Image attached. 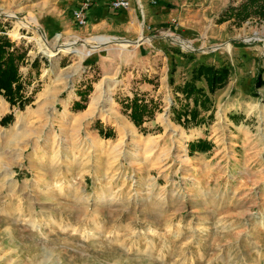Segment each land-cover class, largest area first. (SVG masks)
Listing matches in <instances>:
<instances>
[{
  "label": "rangeland",
  "instance_id": "rangeland-1",
  "mask_svg": "<svg viewBox=\"0 0 264 264\" xmlns=\"http://www.w3.org/2000/svg\"><path fill=\"white\" fill-rule=\"evenodd\" d=\"M84 1L0 0V35L25 54L20 97L0 95V122L14 117L0 123V264H264V87H254L264 18L227 20L245 0H161L172 9L150 3L153 16L136 0L129 33L124 22L92 25L95 8L80 27L73 13ZM36 30L52 51L75 37L132 45L51 58ZM199 65L231 76L215 93L198 82L194 103L178 87ZM86 83L85 109L73 110ZM134 96L154 111L140 128L125 109ZM187 101L198 128L174 116ZM201 130L212 149L190 153Z\"/></svg>",
  "mask_w": 264,
  "mask_h": 264
},
{
  "label": "trees",
  "instance_id": "trees-1",
  "mask_svg": "<svg viewBox=\"0 0 264 264\" xmlns=\"http://www.w3.org/2000/svg\"><path fill=\"white\" fill-rule=\"evenodd\" d=\"M155 5L166 6L167 9H172L171 5L161 1L156 0ZM165 3V4H164ZM93 7V5L91 6ZM230 19L246 20L253 16H258L264 18V0H245L240 6L230 7L228 12ZM226 21V20H225ZM224 22V21H223ZM1 32V30H0ZM3 32V31H2ZM25 54L20 52L18 48H15L14 43L8 38V36L0 35V95H3L12 104L15 103L17 96L20 97L23 85L20 81V64L24 61ZM37 60L34 61L32 67L35 68ZM194 70V69H193ZM264 69H260L257 75L254 87L256 89L264 87ZM231 76V69L227 66L216 68L214 66L199 65L193 71L192 79L187 82L184 86H179L178 91L186 97V99L193 100L194 103L197 102V95L204 94L203 90L197 86V83L203 79L207 82L210 92L215 93L217 90L221 89L226 85ZM15 85V86H14ZM208 99L205 98L204 101ZM187 101L186 108L181 110V112L176 115L180 117L179 124L184 128L187 127H198L203 124L200 121L198 107L189 109V102ZM25 105H21L20 108L23 109ZM85 106L76 108L77 111L84 110ZM125 109L129 114V119L138 128L142 127L146 119H152L154 117L153 107L148 104L146 100L140 99L134 96L132 99L128 98L125 102ZM14 117L12 115L6 116L1 120V125L6 126ZM98 127L100 124L97 125ZM99 133L103 135L106 139L113 138L115 133L111 130H105L100 128ZM190 153L197 152H209L212 147L207 141L199 140L198 142H192L189 144Z\"/></svg>",
  "mask_w": 264,
  "mask_h": 264
},
{
  "label": "crops",
  "instance_id": "crops-1",
  "mask_svg": "<svg viewBox=\"0 0 264 264\" xmlns=\"http://www.w3.org/2000/svg\"><path fill=\"white\" fill-rule=\"evenodd\" d=\"M112 1L113 0H92L93 7H91V9L95 8L96 11H98V18H99V19L96 18L95 21H93L92 25L98 26V25L103 24V23H110V21L111 22L112 21H118V22H122V23L124 22L125 24H128L126 31L129 33H132V31L130 32V29H131V26H133V24L136 22L135 19H137L136 18V11H135L136 9L130 8V10H117V11H115L111 8V2ZM130 1L133 4V7H134V5H137L136 0H130ZM140 4L143 6V8L147 9L150 16H153V14H155L151 11L150 0H140ZM91 9L89 11H91ZM89 16L90 15H88V20L90 18ZM73 18H74V15H73ZM74 20H75V18H74ZM61 65H62V63H60V66ZM28 67L29 68H28V72H27L26 76L31 77L33 75V70H32L33 68L31 69L30 65ZM88 68H90V67H88ZM89 73H90V71H89V69H87L86 74H89ZM87 77H88V75H87ZM87 77H86V80H87ZM23 78L26 79L25 76ZM24 79H23V81H24ZM90 86H93V83L83 84L82 86H80L77 89V93L75 94L76 98H75V101L73 102V107H72L73 110H76V108H80L81 106H84V104H85L84 99H86V98L88 99V97H89V94H87V93H88V89ZM179 86H182V84H179ZM148 87H150V84L148 82L141 83V86H140L141 89H148ZM0 99H2V98L0 97ZM130 99H132V98H130ZM2 102H3V105L1 104L2 108L4 107V110L6 109L5 111H7L8 103L5 102L4 100H2ZM192 107L193 106H190V104H189V109H192ZM174 112H175L174 116L178 115V113H179L178 110L174 111ZM198 127H195V128H198ZM201 133L203 135V136H201V139L206 140L205 137H206V134H208V133H206L204 130L203 131L201 130ZM201 139H198V140H201ZM198 140H195V141L193 140V142H198ZM189 152H190V149H189ZM194 153H196V151Z\"/></svg>",
  "mask_w": 264,
  "mask_h": 264
},
{
  "label": "bare ground",
  "instance_id": "bare-ground-1",
  "mask_svg": "<svg viewBox=\"0 0 264 264\" xmlns=\"http://www.w3.org/2000/svg\"><path fill=\"white\" fill-rule=\"evenodd\" d=\"M6 15H8V14H6ZM20 24L24 27L28 26L27 24H25L23 22H21ZM28 24H33L35 27L39 28V21L35 16H32V15L30 16V18L28 19ZM36 31H37V34L39 35L38 36L39 37L38 43L40 44L42 51H44V53L51 58L55 57L58 54V52L59 53L60 52L65 53V54H68V53L81 54L83 57H86L88 54H86L85 51L81 52L80 47H83L84 49L89 48L92 52H97V51H100V50L106 48L109 45H113V44H117V43L120 46H122L123 50H127L128 47H130L132 45L130 42H124V43L120 44V42L117 41V39L113 38V37L96 36V37H93V38H90L87 40H83V41H80L79 37H75L72 41L64 44L61 47H58L57 51H52V50H50V45L48 44L46 38L40 34L39 30H36ZM181 44L185 46L184 42H182V41H181ZM79 45H80V47H79ZM185 47L188 49H192V47L189 45L185 46ZM101 97H102V95H100V93H99L92 100V102L89 105L88 110L86 111V113L84 115L85 118L93 117L96 114L98 104L102 100ZM119 128H120V130H123V129L127 130L123 124H120Z\"/></svg>",
  "mask_w": 264,
  "mask_h": 264
},
{
  "label": "built area",
  "instance_id": "built-area-1",
  "mask_svg": "<svg viewBox=\"0 0 264 264\" xmlns=\"http://www.w3.org/2000/svg\"><path fill=\"white\" fill-rule=\"evenodd\" d=\"M150 3L156 4V0H150ZM130 0H113L111 2V8L115 11L117 10H130L131 8ZM92 1L85 0L80 8L76 9L73 13L75 21L80 27H85L88 24V12L91 8Z\"/></svg>",
  "mask_w": 264,
  "mask_h": 264
}]
</instances>
